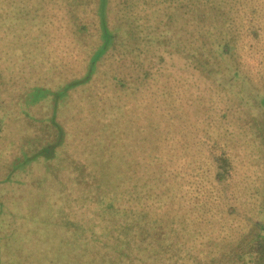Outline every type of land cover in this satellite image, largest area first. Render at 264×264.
Segmentation results:
<instances>
[{"label":"trees","instance_id":"obj_1","mask_svg":"<svg viewBox=\"0 0 264 264\" xmlns=\"http://www.w3.org/2000/svg\"><path fill=\"white\" fill-rule=\"evenodd\" d=\"M58 4L0 0V102L31 120L21 103L48 93L55 109L69 89L88 91L81 144L98 157L80 161L73 182L96 204L101 260L264 264V0H97L89 21L65 20ZM88 23L90 49L75 32ZM41 45L61 84L19 86L9 56ZM46 123L52 138L21 161L52 157L64 139L54 111Z\"/></svg>","mask_w":264,"mask_h":264},{"label":"rangeland","instance_id":"obj_2","mask_svg":"<svg viewBox=\"0 0 264 264\" xmlns=\"http://www.w3.org/2000/svg\"><path fill=\"white\" fill-rule=\"evenodd\" d=\"M58 2V13L63 11L65 20H69L72 14H79L89 21L95 14L97 0ZM66 3L69 6L67 12ZM148 13L151 24L147 28L152 30L154 23L161 19L163 9ZM186 17L189 18V13ZM149 30L145 32L149 33ZM90 31L89 23L85 30H75L86 49H90L96 42L93 29L91 34ZM42 46L33 50V56L27 54L28 47L24 50L26 55L20 56L21 51L17 47L9 56L8 62L16 65L11 72H15L17 78L21 79L19 86L24 83L22 80H35L39 85L52 89L61 84L60 74L49 70L48 64L52 60L45 59L44 55L41 59L39 53L43 50ZM4 60L3 58L2 61ZM111 60L112 57L107 55L100 61L101 74L107 70ZM107 74L109 70L105 71V76ZM82 88L79 85L69 89L58 100L55 109L48 93L29 104L21 103L28 113L34 114L35 119L31 120L24 115L25 119L13 116L15 112L11 109L5 112L4 104L0 102V178L4 181L0 183V197L9 196L8 200L6 197L0 199V264H105L101 260L104 259L101 251L105 245L101 247L97 234L91 232L95 216L92 210L96 204L93 202L92 207L90 203L82 201L83 192L76 181L73 182L77 180L73 175L79 173L77 164L80 161L84 164L89 159L98 157V152L96 157L92 156L89 147L81 144L83 130L79 122L89 108L86 96L88 91ZM10 96L6 95L4 98L7 100ZM15 97L20 101L17 95ZM53 111L55 119L63 127L64 139L56 147L52 157L21 161L20 158L30 154L35 147L45 145L46 140L52 138V128L46 122ZM86 135L89 140L94 136L91 132ZM248 141H251L250 135L247 137ZM243 144L242 140L239 144L241 151ZM252 150H255L254 146ZM256 161L258 162L257 159ZM18 162L20 167H13ZM263 162L261 160L260 165ZM28 165H31V172ZM24 166L27 171L21 172L19 168ZM88 205L91 207H80ZM82 210L89 212L84 216ZM82 225L87 233L83 232Z\"/></svg>","mask_w":264,"mask_h":264}]
</instances>
